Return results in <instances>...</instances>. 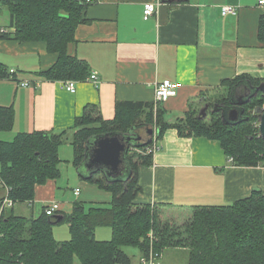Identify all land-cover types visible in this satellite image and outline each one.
Returning <instances> with one entry per match:
<instances>
[{"label": "trees", "instance_id": "trees-1", "mask_svg": "<svg viewBox=\"0 0 264 264\" xmlns=\"http://www.w3.org/2000/svg\"><path fill=\"white\" fill-rule=\"evenodd\" d=\"M0 8L11 18V29L0 31V38L42 41L57 54L56 62L36 72L38 76L65 81L84 80L91 74L89 63L69 52L78 25L86 20L84 0H0ZM258 38L264 42V13ZM12 76L0 63V79ZM247 80L254 85L264 82L248 73L226 78L213 89L217 96L190 101L184 116L175 121L165 119L160 102L119 101L112 119L90 103L76 117L71 137L69 130H35L19 132L12 140L0 139V187L6 190L0 201L8 197L13 204L31 205L37 185L61 176L60 147L67 141L74 148L77 168L85 158L89 138L110 131L128 132L137 124L155 125L157 140L172 128L183 137L215 139L236 165H264V139L256 112L264 105V95L260 93L245 105L247 118L237 123H224L220 113L211 109L199 117L206 103L211 107L228 104L233 87ZM13 125L14 108L0 105V131ZM151 146L152 142L130 149L132 175L128 181L110 182L101 171L86 179L111 192V206H92L86 212L83 202H76L71 211L62 212L60 223L69 225V239L56 238L57 223L45 211L34 216L17 212L13 204L1 208L0 264H131L132 258L123 250L126 245L147 254L151 248L157 253L167 248L188 249V264H264V192L253 190L250 196L226 205L138 203L136 197L142 190L139 167L153 164L154 153L148 152ZM103 225L112 228L109 240L96 238V228Z\"/></svg>", "mask_w": 264, "mask_h": 264}, {"label": "crops", "instance_id": "crops-1", "mask_svg": "<svg viewBox=\"0 0 264 264\" xmlns=\"http://www.w3.org/2000/svg\"><path fill=\"white\" fill-rule=\"evenodd\" d=\"M84 1L86 20L78 25L69 52L89 63L98 82L77 80L76 91L70 92L63 81L45 80L36 73L58 58L46 43L0 38V63L9 72L15 70L12 77L0 79V105L14 108V125L0 131L1 140L35 130H69L71 137L70 129L87 104L98 105L103 116L112 119L119 101L156 103V84L166 78L182 82L176 95L160 102L167 121L183 117L190 101L216 95L213 89L226 78L248 73L264 79V42L258 38L264 13L260 0H161L158 13L148 19L145 4L155 0ZM227 4L237 6L238 14L223 15L222 6ZM4 11L0 8V28L9 30L10 14ZM25 80H39L40 85L21 86ZM157 141L153 164L139 167L138 203L226 205L253 190L264 192V165L230 163L218 140L183 137L172 128ZM65 144L71 143L60 148L62 162L63 152H69ZM69 154L73 159L74 151ZM0 188L1 199L6 190ZM57 188V179L48 180L37 185L31 205L13 207L21 214L39 216L57 200ZM106 194L105 201L93 199L91 204L110 205L112 194ZM59 204L56 214L73 208Z\"/></svg>", "mask_w": 264, "mask_h": 264}, {"label": "water", "instance_id": "water-1", "mask_svg": "<svg viewBox=\"0 0 264 264\" xmlns=\"http://www.w3.org/2000/svg\"><path fill=\"white\" fill-rule=\"evenodd\" d=\"M264 95V82L258 85L249 80L238 83L233 87L226 105L216 103L213 112H221V118L226 124H234L245 118V105L259 94ZM210 104L206 103L200 110V118L207 115ZM259 117V131L264 139V109H256ZM143 129V130H142ZM156 129L145 124L134 125L128 132L110 131L89 138L85 158L76 168L77 173L83 179L101 171L107 180L128 181L132 175L128 154L131 148L141 144H149L153 141ZM53 222L59 223L63 219L62 214L52 216Z\"/></svg>", "mask_w": 264, "mask_h": 264}, {"label": "rangeland", "instance_id": "rangeland-1", "mask_svg": "<svg viewBox=\"0 0 264 264\" xmlns=\"http://www.w3.org/2000/svg\"><path fill=\"white\" fill-rule=\"evenodd\" d=\"M7 12V11H4ZM217 96V95H216ZM214 105L209 109H213ZM208 115V113H207ZM206 115V116H207ZM173 117V116H171ZM157 130V127L153 125ZM64 149H67L69 152L74 151V148L71 144H65ZM61 148V147H60ZM69 152H63V159H65L61 164V176L57 179L58 182V191H57V200L56 202L62 205H72L76 202H83L85 211L88 212L93 206L91 201L93 199L97 201H105L107 198V194L109 193L107 190L99 188L98 186L90 183H82L81 179L77 182L79 176L76 172V167L73 165V159L70 158ZM77 177V179L74 178ZM69 180H71L69 182ZM84 182V181H83ZM75 187H79L81 189V193L79 195L75 194ZM111 205V204H110ZM109 204H103L102 206L110 207ZM96 238L99 240H109L113 237L112 228L110 226H98L96 228ZM54 234L60 240H66L70 238V229L67 223H59L54 226ZM123 250L126 252L130 258H132L131 264H136L141 262L142 258L147 257L151 252L144 253L138 249V247L132 245H126L123 247ZM155 252V251H154ZM162 264H188L189 261V250L184 248H167L162 252H159Z\"/></svg>", "mask_w": 264, "mask_h": 264}, {"label": "built area", "instance_id": "built-area-1", "mask_svg": "<svg viewBox=\"0 0 264 264\" xmlns=\"http://www.w3.org/2000/svg\"><path fill=\"white\" fill-rule=\"evenodd\" d=\"M89 2H95L98 0H87ZM259 3L261 5H264V0H260ZM161 4V0H155V1H150L147 2L145 4V8H144V18L148 19L149 17H151L152 15L158 13L159 10V6ZM239 11V8L235 5H224L222 6V14L223 15H228V14H233V15H237ZM1 32L6 31L5 28H0ZM11 74L15 73L14 69L10 70ZM86 80H90L94 83L98 82V75L96 72H91V74L86 78ZM64 82V86L66 87V89L70 92H75L76 91V82L77 80L74 79H68L63 81ZM21 86L24 87H28V86H39L40 85V81H29V80H25L23 82L20 83ZM182 86V82L180 81H175V80H170V79H163L160 82H157L156 87H155V97H156V101L157 102H164L166 100H168L170 97L176 95L178 93L179 88ZM262 109H264V105L261 107ZM156 132L154 134V138L152 141V146L150 148H148V152H153L155 153L157 149H159V144L157 141V137H156ZM230 163H234V158L233 157H229L228 158ZM0 185H2L0 183ZM8 189V188H6ZM80 189L76 188L75 189V193L79 194ZM13 204L12 200L9 199L8 197L4 198L3 201L1 202L0 205V211L1 208L5 207V206H11ZM60 210V204L58 202H52L51 204H49L46 208H45V212L50 215L53 216L57 213V211ZM160 254L157 252H154V250L152 249L151 252L149 253V255L147 257L142 258L141 262L136 263V264H162L161 259L159 258Z\"/></svg>", "mask_w": 264, "mask_h": 264}, {"label": "flooded vegetation", "instance_id": "flooded-vegetation-1", "mask_svg": "<svg viewBox=\"0 0 264 264\" xmlns=\"http://www.w3.org/2000/svg\"><path fill=\"white\" fill-rule=\"evenodd\" d=\"M210 110V109H209ZM212 111V110H211ZM220 113V115H221V112H219Z\"/></svg>", "mask_w": 264, "mask_h": 264}, {"label": "bare ground", "instance_id": "bare-ground-1", "mask_svg": "<svg viewBox=\"0 0 264 264\" xmlns=\"http://www.w3.org/2000/svg\"><path fill=\"white\" fill-rule=\"evenodd\" d=\"M0 183H1V181H0ZM2 184V183H1Z\"/></svg>", "mask_w": 264, "mask_h": 264}]
</instances>
